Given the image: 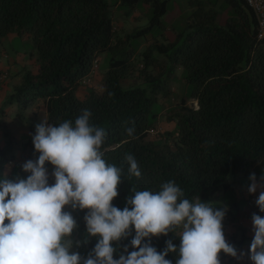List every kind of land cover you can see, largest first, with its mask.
<instances>
[{
    "label": "trees",
    "instance_id": "16d2710c",
    "mask_svg": "<svg viewBox=\"0 0 264 264\" xmlns=\"http://www.w3.org/2000/svg\"><path fill=\"white\" fill-rule=\"evenodd\" d=\"M140 1L152 5L148 23L120 35L113 7L130 10ZM166 1L0 0V45L12 35L28 39L29 61L36 65L35 71L21 73L6 104L33 110L30 132L39 108L53 126L65 121L74 124L89 110L90 125L106 132L100 149L103 159L121 169L118 196L112 201L121 210L135 191L158 192L169 181L181 188L182 199L209 201L233 189L226 183L230 174H246L249 167L260 166L264 175V43L257 41L253 12L244 0H217L233 11L220 24L213 4L207 8L202 1L190 0L196 8L181 27H169L171 35L153 33L166 14ZM141 39L145 48L140 51L134 41ZM104 54L107 67L100 73L98 64ZM97 73L100 90L88 87ZM8 75L0 70V86ZM177 76L185 86L180 94L174 87ZM131 79L136 82L127 86L124 82ZM3 131L0 176L15 161L21 165L12 167L9 180L26 179L29 174L22 171L23 164L35 161L39 154L31 139L27 153L26 145L13 153L11 133ZM128 155L136 160L139 177L129 174ZM45 167L54 171L50 164ZM48 176L49 185L54 184L52 174ZM70 212L77 225L73 234L81 242L76 252L86 258L98 238L87 235V210ZM226 215V223L231 222ZM181 231L176 228L142 243L162 252L171 240L178 250ZM134 235L130 228L125 238L113 242L114 259L133 251ZM165 258L175 264L178 251Z\"/></svg>",
    "mask_w": 264,
    "mask_h": 264
},
{
    "label": "clouds",
    "instance_id": "9594fccd",
    "mask_svg": "<svg viewBox=\"0 0 264 264\" xmlns=\"http://www.w3.org/2000/svg\"><path fill=\"white\" fill-rule=\"evenodd\" d=\"M90 116L91 112L84 110L74 124L65 121L59 126L42 120L32 137L38 159L22 166L27 178L0 176V264H172L165 257L177 251L175 264H220L221 252L238 257L223 232L227 206L214 207L199 197L182 199L184 193L173 181L162 184L158 192L135 191L122 210L113 206L121 169L103 159L100 149L106 132L90 125ZM132 132L128 130L129 135ZM126 160L129 174L139 177L134 157L128 155ZM46 164L54 169L51 185ZM249 179L248 192L253 194L260 185L254 173ZM255 204L264 213V191ZM66 206L87 210V235L98 238L86 258L71 251L70 237L77 225L72 214L64 210ZM251 220L254 238L248 258L251 264H264V216L253 214ZM130 228L135 232L130 242L133 251L114 259L113 242L125 238ZM176 228H182L178 250L171 240L162 252L142 243L150 237L167 236Z\"/></svg>",
    "mask_w": 264,
    "mask_h": 264
},
{
    "label": "rangeland",
    "instance_id": "374dc122",
    "mask_svg": "<svg viewBox=\"0 0 264 264\" xmlns=\"http://www.w3.org/2000/svg\"><path fill=\"white\" fill-rule=\"evenodd\" d=\"M190 0H167L166 6L167 11L166 14L161 18V26L155 27V31L153 33H157L162 31L164 34H172L169 27L179 28L182 26L181 23L186 21V18L193 12L196 6H192L189 3ZM202 1L207 8L212 7L216 9L218 12V21L220 24H223L224 21L233 15V11L230 8L225 6V3L219 2L217 0H198ZM196 4V3H195ZM198 5V4H196ZM224 8V10H222ZM152 5L149 2L140 1L134 8L130 9L128 7L119 6L113 7L112 15L114 21L117 23V27L120 31V35L124 33L131 32L136 27L145 26L150 17L152 16ZM126 11L128 13L126 14ZM160 38V37H159ZM134 45H139L140 51L145 48L144 39L139 40L138 42L135 40ZM31 50V44L28 39H20L16 35H12L9 37H5L2 40V44L0 45V70H4L5 72H9L10 75L5 78L6 88L0 90V109H2V113H0V126L1 128L7 129L9 132H13L12 134L14 145H13V153L18 152L16 148H20L21 144L27 143L28 137L31 136L29 133L28 125L31 124L29 118L32 117L31 112L33 110H22L18 103L6 104L5 99L12 91V87L20 82L21 73L24 70L29 69L30 71L36 70V65L34 63L29 62L28 52ZM107 54H104L100 58V62L98 64V71L100 73L105 72L107 64H106ZM35 61V58L33 59ZM180 71H177L176 74L179 75ZM99 73H97L90 82L89 88H95L100 90V77ZM174 87L176 94H180L183 92V85L178 81V76L176 77ZM135 83L136 80H127L124 82L126 85L129 83ZM128 86V85H127ZM82 89V88H81ZM80 89V90H81ZM80 95H82L80 93ZM193 105V104H192ZM21 114H20V113ZM25 115L26 118L23 119L22 116ZM43 118L40 115L35 122H33L34 127V135L36 126L42 122ZM12 128V129H11ZM3 130L0 129V141L5 143V140L2 139ZM20 146V147H19ZM12 164H10L11 166ZM8 166V167H10ZM7 167V168H8ZM255 174L256 179L261 178L262 169L260 166L249 167L246 174H230L226 179V183L233 184L238 181L243 187L249 188L250 184V175ZM6 177V175H4ZM7 178V177H6ZM240 191L233 193V191H228L225 194L217 193L211 197L208 201H201L204 203H211L214 207H223L227 206V208L231 207L233 203H237L241 206L242 209L251 210L254 208V204L252 202L247 201L246 198L241 199ZM71 207L66 206L65 211L70 212ZM71 213V212H70ZM72 214V213H71ZM73 216V215H72ZM74 231V230H73ZM70 239L73 242V247L71 251L76 252V245L78 242L77 234H71Z\"/></svg>",
    "mask_w": 264,
    "mask_h": 264
},
{
    "label": "crops",
    "instance_id": "0c3cea01",
    "mask_svg": "<svg viewBox=\"0 0 264 264\" xmlns=\"http://www.w3.org/2000/svg\"><path fill=\"white\" fill-rule=\"evenodd\" d=\"M30 63H33L32 61H29ZM6 81V80H5ZM5 81L4 84H2L0 86V90L6 88L5 85ZM38 113H40V115L43 118V121H45V115L43 112V108H39L38 109ZM12 129V128H11ZM11 136L12 134H14L13 132H10ZM30 135L28 137V141L34 136V131L30 132ZM2 137V136H1ZM13 138V137H12ZM27 141V142H28ZM24 145H26V143L21 144V147ZM0 146H4L3 142L0 141ZM20 147V146H19ZM26 150L24 151V153H27L29 151V145H26ZM17 154L19 153V149L17 148ZM18 156V155H17ZM11 166L8 167L7 169H4V175H6L7 179H10L13 171H12V167H14L15 165H21V163L19 162H11ZM48 175L52 174L51 170L48 169ZM19 172V171H18ZM257 183L260 185V187L257 188V191L253 194H249L248 192V188L243 187L240 182L236 181L232 184L233 189L231 191H233V193L237 192V190H241L240 191V198L244 199L246 198V200L252 203H255V201L257 200L260 191H264V181H261V178L258 180L256 179ZM251 184V181H250ZM249 184V186H250ZM225 194V193H223ZM254 208L251 210H247V209H242L241 206H239L237 203H233V205L231 207L228 208L227 214L230 215V217H232V221L228 222V225L225 229L224 232V236L226 241L233 245L239 253H244L243 258L248 254V250L251 244L252 239L254 238V232H253V227H252V220L251 217L253 214H258L261 216H264V213H260L259 209L257 208L256 204H254ZM213 206V205H212ZM224 253L221 252L219 254V257L221 255H223Z\"/></svg>",
    "mask_w": 264,
    "mask_h": 264
},
{
    "label": "built area",
    "instance_id": "2783aa9c",
    "mask_svg": "<svg viewBox=\"0 0 264 264\" xmlns=\"http://www.w3.org/2000/svg\"><path fill=\"white\" fill-rule=\"evenodd\" d=\"M247 6L253 12V15L257 24V41L264 43V0H244ZM86 81H89L87 79ZM228 216L225 214L223 220V228L226 229L228 223ZM225 221V223H224ZM223 230V232H224ZM220 264H251V261L248 258V254L243 258H240L239 255L237 258L227 256L225 254L219 257Z\"/></svg>",
    "mask_w": 264,
    "mask_h": 264
}]
</instances>
